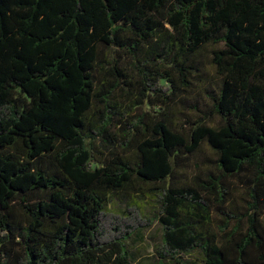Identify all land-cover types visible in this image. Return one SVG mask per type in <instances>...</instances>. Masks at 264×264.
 Segmentation results:
<instances>
[{
    "label": "trees",
    "instance_id": "1",
    "mask_svg": "<svg viewBox=\"0 0 264 264\" xmlns=\"http://www.w3.org/2000/svg\"><path fill=\"white\" fill-rule=\"evenodd\" d=\"M156 222L157 264H264V0H0V264H137Z\"/></svg>",
    "mask_w": 264,
    "mask_h": 264
},
{
    "label": "rangeland",
    "instance_id": "2",
    "mask_svg": "<svg viewBox=\"0 0 264 264\" xmlns=\"http://www.w3.org/2000/svg\"><path fill=\"white\" fill-rule=\"evenodd\" d=\"M190 103L196 104L201 110L206 111H209L212 107L211 102L201 92L194 93L190 98ZM182 115L183 119L195 118V113L190 112L187 109L182 110ZM202 148V151L198 154L200 160H205L207 157L213 158V154L207 144H204ZM232 181V203L229 205V209L238 211L243 206V194L246 189L247 180L246 178H243L242 180L235 178ZM154 205L155 204L149 202V199H144L141 208L146 216L153 218L154 215L157 214V212H155L157 208ZM120 208L113 206V209L115 210H121ZM162 241V229L157 222L154 223L151 228L136 235L134 239L131 240L129 248L133 252L134 256L137 257V264H157L155 249L162 244ZM188 258L195 259L194 257Z\"/></svg>",
    "mask_w": 264,
    "mask_h": 264
}]
</instances>
